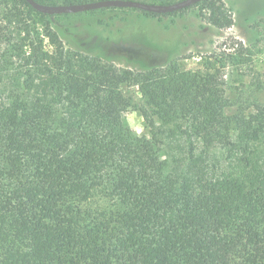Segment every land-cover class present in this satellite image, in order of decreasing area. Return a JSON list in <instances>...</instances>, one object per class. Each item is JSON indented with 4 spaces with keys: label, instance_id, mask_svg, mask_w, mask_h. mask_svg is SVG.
<instances>
[{
    "label": "trees",
    "instance_id": "trees-1",
    "mask_svg": "<svg viewBox=\"0 0 264 264\" xmlns=\"http://www.w3.org/2000/svg\"><path fill=\"white\" fill-rule=\"evenodd\" d=\"M190 8L233 25L223 0L137 11ZM51 16L0 0V264H264L263 84L230 87L214 55L117 67ZM126 87L149 136L122 121Z\"/></svg>",
    "mask_w": 264,
    "mask_h": 264
},
{
    "label": "rangeland",
    "instance_id": "rangeland-1",
    "mask_svg": "<svg viewBox=\"0 0 264 264\" xmlns=\"http://www.w3.org/2000/svg\"><path fill=\"white\" fill-rule=\"evenodd\" d=\"M69 3L96 0H65ZM153 4L179 0H135ZM233 17V25L218 30L190 8L174 16H152L133 9L104 8L49 17L52 27L68 50L94 55L117 67L134 70L165 64L171 60L184 69L201 67L214 55L227 66L223 73L233 88H245L256 77L264 86V0H223ZM47 2L62 4V0ZM239 44L246 62L231 65ZM264 88V87H263ZM132 107L122 113V121L138 136H149L139 111L143 104L135 87H126ZM264 106V89L256 95ZM233 109L225 111L231 114Z\"/></svg>",
    "mask_w": 264,
    "mask_h": 264
},
{
    "label": "water",
    "instance_id": "water-1",
    "mask_svg": "<svg viewBox=\"0 0 264 264\" xmlns=\"http://www.w3.org/2000/svg\"><path fill=\"white\" fill-rule=\"evenodd\" d=\"M35 11L45 15L75 14L104 8L133 9L154 14H166L182 10L202 0H179L172 3L153 4L135 0H96L70 4H42L36 0H24Z\"/></svg>",
    "mask_w": 264,
    "mask_h": 264
}]
</instances>
